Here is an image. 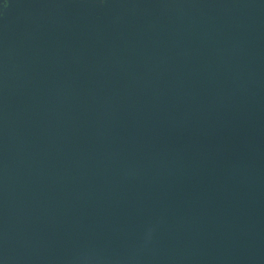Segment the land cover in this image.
Returning <instances> with one entry per match:
<instances>
[{
    "label": "water",
    "instance_id": "95a60500",
    "mask_svg": "<svg viewBox=\"0 0 264 264\" xmlns=\"http://www.w3.org/2000/svg\"><path fill=\"white\" fill-rule=\"evenodd\" d=\"M3 1L0 264H264V0Z\"/></svg>",
    "mask_w": 264,
    "mask_h": 264
},
{
    "label": "crops",
    "instance_id": "0c3cea01",
    "mask_svg": "<svg viewBox=\"0 0 264 264\" xmlns=\"http://www.w3.org/2000/svg\"><path fill=\"white\" fill-rule=\"evenodd\" d=\"M96 1H98L102 6H108L112 4L115 0H96ZM184 1H195L203 4L218 5V4L227 3L228 0H184ZM2 3L6 5L8 3V0H4Z\"/></svg>",
    "mask_w": 264,
    "mask_h": 264
},
{
    "label": "rangeland",
    "instance_id": "374dc122",
    "mask_svg": "<svg viewBox=\"0 0 264 264\" xmlns=\"http://www.w3.org/2000/svg\"><path fill=\"white\" fill-rule=\"evenodd\" d=\"M7 7H8V5H5V4L2 5V9H3V10H5ZM11 13H12V11H11L10 8H9L7 11H5L4 16H5V15H9V14H11Z\"/></svg>",
    "mask_w": 264,
    "mask_h": 264
}]
</instances>
